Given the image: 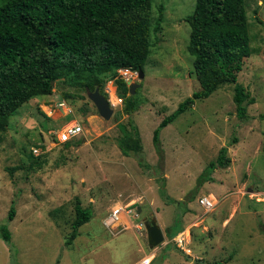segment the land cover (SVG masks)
<instances>
[{
    "label": "rangeland",
    "instance_id": "1",
    "mask_svg": "<svg viewBox=\"0 0 264 264\" xmlns=\"http://www.w3.org/2000/svg\"><path fill=\"white\" fill-rule=\"evenodd\" d=\"M194 3L152 0V27L160 5L163 20L150 34L144 77L135 80L130 112V95L118 93L122 103L104 119L88 97L90 90L61 79L51 94L27 100L9 117L0 130V224H7L11 239L9 246L0 239V264H143L148 255L147 264H264V203L246 193L264 192V0H245L251 53L236 82L196 100L161 129V164L153 145L159 122L199 88L184 19ZM105 83L99 88L103 95ZM236 84L255 99L247 105L246 121L235 114ZM129 118L137 126L138 156L146 167L117 145L118 125L128 126ZM67 123L79 124L82 133L60 143L57 135ZM224 145L230 164L197 182ZM161 180L172 202L160 196ZM208 194L217 204L205 212L198 198ZM76 200L91 217L70 240ZM125 203L133 204L143 224L156 221L164 235L161 244L150 248L145 228L136 230L130 215V226L105 225L111 209ZM11 205L15 213L7 221ZM180 218L182 227L192 226L190 257L166 236V227L175 231Z\"/></svg>",
    "mask_w": 264,
    "mask_h": 264
},
{
    "label": "trees",
    "instance_id": "2",
    "mask_svg": "<svg viewBox=\"0 0 264 264\" xmlns=\"http://www.w3.org/2000/svg\"><path fill=\"white\" fill-rule=\"evenodd\" d=\"M158 10L152 27V0H0V130L24 102L51 94V81L69 79L91 91L114 79L120 67L143 70L152 45L150 34L159 31L163 20V5ZM184 19L190 29L187 51L193 57L199 88L180 101L153 130L152 141L160 164L161 129L191 108L196 100L209 97L224 83H235L244 59L251 53L245 0H195L192 13ZM115 83L117 94L124 98L127 84L116 78ZM232 99L237 118L248 120L247 105L255 99L239 84L234 86ZM132 107L130 95L127 112ZM118 127L121 136L116 142L121 152L135 155L138 163L146 167L138 156L142 144L132 118L128 119V126ZM236 141L233 137L232 142ZM227 151L228 145L219 148L197 182L210 180L215 169L230 164ZM160 183V196L172 202L164 180ZM74 211L70 240L91 217V210L78 200ZM14 213L11 205L6 220H12ZM175 221L179 223L175 231L166 228V236L170 238L182 228L181 218ZM260 227L264 232V225ZM0 239L10 245L11 232L6 223L0 224Z\"/></svg>",
    "mask_w": 264,
    "mask_h": 264
},
{
    "label": "built area",
    "instance_id": "3",
    "mask_svg": "<svg viewBox=\"0 0 264 264\" xmlns=\"http://www.w3.org/2000/svg\"><path fill=\"white\" fill-rule=\"evenodd\" d=\"M116 72L117 73L114 79L108 80L105 83V87H104L106 93V99L111 107L114 106L115 104L122 103V98L117 95L115 78L123 80L127 85L130 82H134L138 78V71L133 70L129 67H120L117 69ZM59 105L62 106L63 103H59ZM81 133H82V128L79 124L67 123L63 126L60 133L57 135V141H59L60 143L69 142L77 138ZM198 203L204 208L205 212L212 210L214 206L217 204L215 198L209 195L200 196L198 198ZM129 215L131 216V218L135 220V222L132 223V225L134 228H136V230H141L142 228H144L143 222L138 221L139 214L133 208L132 203L117 204L116 206H114L104 220L105 225L117 227L126 222L127 226H130L129 225L130 221L128 220ZM190 241H191V232L189 227L181 229L171 239V242L175 246V248L188 257L191 256V250L189 249L188 246ZM149 260L147 258L144 259L143 264H147Z\"/></svg>",
    "mask_w": 264,
    "mask_h": 264
},
{
    "label": "water",
    "instance_id": "4",
    "mask_svg": "<svg viewBox=\"0 0 264 264\" xmlns=\"http://www.w3.org/2000/svg\"><path fill=\"white\" fill-rule=\"evenodd\" d=\"M144 77L143 70H138V78L141 80ZM51 84L54 85V82L51 81ZM138 82H130L128 83V94L132 95L135 92L136 87H138ZM88 97L95 105L98 114L104 118L109 119L113 113L112 107L109 105L106 97L100 93L98 87H96L93 91L88 92ZM144 228L146 230L147 242L150 248H154L157 245L161 244L164 241V235L161 228L158 226L154 219L150 220V222L144 224Z\"/></svg>",
    "mask_w": 264,
    "mask_h": 264
},
{
    "label": "crops",
    "instance_id": "5",
    "mask_svg": "<svg viewBox=\"0 0 264 264\" xmlns=\"http://www.w3.org/2000/svg\"><path fill=\"white\" fill-rule=\"evenodd\" d=\"M246 193H247V195L249 196V198L250 199H253L255 202H262V203H264V192H262V191H253L252 190V188H249L247 191H246ZM209 196H212V195H210V194H208ZM212 197H214V196H212ZM168 227V226H167ZM166 227V228H167ZM188 227L190 228V232H191V227L192 226H189L188 225ZM188 227H182L181 229H183V228H188ZM180 229V230H181ZM179 230V231H180ZM191 237H192V235H191Z\"/></svg>",
    "mask_w": 264,
    "mask_h": 264
},
{
    "label": "bare ground",
    "instance_id": "6",
    "mask_svg": "<svg viewBox=\"0 0 264 264\" xmlns=\"http://www.w3.org/2000/svg\"><path fill=\"white\" fill-rule=\"evenodd\" d=\"M146 258L149 260V258H150V255H148L147 257H145V259H146Z\"/></svg>",
    "mask_w": 264,
    "mask_h": 264
}]
</instances>
